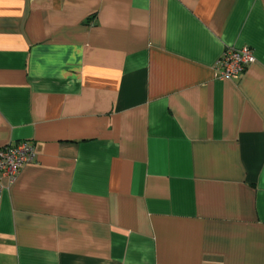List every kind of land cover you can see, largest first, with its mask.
Here are the masks:
<instances>
[{
	"label": "crops",
	"instance_id": "1",
	"mask_svg": "<svg viewBox=\"0 0 264 264\" xmlns=\"http://www.w3.org/2000/svg\"><path fill=\"white\" fill-rule=\"evenodd\" d=\"M19 142L0 264H264V0H0Z\"/></svg>",
	"mask_w": 264,
	"mask_h": 264
},
{
	"label": "built area",
	"instance_id": "2",
	"mask_svg": "<svg viewBox=\"0 0 264 264\" xmlns=\"http://www.w3.org/2000/svg\"><path fill=\"white\" fill-rule=\"evenodd\" d=\"M255 62L252 50L248 47L228 49L218 60L215 77L220 80H237L246 69ZM34 157L30 143L19 142L0 148V182L6 181L3 187H11L21 170ZM2 187V186H1Z\"/></svg>",
	"mask_w": 264,
	"mask_h": 264
}]
</instances>
